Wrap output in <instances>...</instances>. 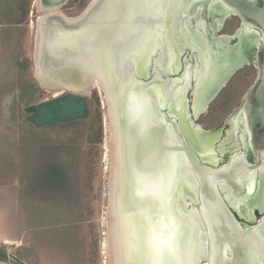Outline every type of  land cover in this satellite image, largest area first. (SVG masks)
Instances as JSON below:
<instances>
[{
	"label": "water",
	"instance_id": "water-1",
	"mask_svg": "<svg viewBox=\"0 0 264 264\" xmlns=\"http://www.w3.org/2000/svg\"><path fill=\"white\" fill-rule=\"evenodd\" d=\"M200 2L207 9L218 6L217 3L229 5L234 14L241 19L242 28L236 32L239 42L234 49L240 56L254 36L248 27L256 28L260 32L257 52L258 77L244 96L236 113V118L242 112L245 113L251 146L257 154V163L249 165L248 172L245 173L233 167L215 170L206 166L204 161L209 159L203 156L204 143H211L212 139L215 141L218 132L206 130L200 125L194 128L190 118L188 92L193 89L192 107L197 116L195 109L197 95H202L205 101H210L218 92L226 80L220 81L221 76L218 73L222 68L221 64L228 60L226 49L222 60L218 59V67L209 73L208 67L212 60L205 54L213 52L219 55L222 49L210 46V51L206 48L204 50L197 25L190 33L182 30L185 26L190 27L187 21L189 15L183 12L182 18L178 19L180 13L184 8L192 9ZM97 11L104 13V20L107 22L104 42L101 44L97 36L89 43L94 46V53L100 56L98 62L109 74L108 79L104 77L103 85L110 94L114 115L116 173L113 205L115 234L120 243L119 256L122 264H172L168 260V251L171 242L170 230L176 221L177 223L179 221V238L175 241L176 245L171 243V246H176L172 253L176 255L178 264H201L203 261V264H264V221L258 224L257 227L260 229L257 232H253L249 237H243L234 210L228 206L227 196L222 195L226 190L222 181L231 183L232 178L233 180L238 178L241 185L244 181L253 183L256 173H259L256 170L264 166V0H98L89 10L87 17L94 16ZM134 16L151 18L149 19L153 30L151 41L154 46L157 44L159 49L164 47L161 24L164 27L169 24L173 28V44L181 43L177 55L190 49L192 53L195 51L198 53L200 60L199 71L197 63L195 65L197 70L193 72L185 67L181 75H178L180 67L176 69L173 67L170 73L177 74L178 77L169 76L165 81L169 85L168 102L175 103L178 98L184 100L183 109H177L175 104L169 105V117L186 115L189 125L182 121V125H176V130L173 131L175 138L179 135L184 143L183 147L178 148L180 152L173 151L171 145L173 132H168L169 147L165 160L169 167L167 170L163 168L159 171L158 176L155 175L156 178L152 172L162 167L161 155H158L156 150L162 149V146H155L154 141L156 136L161 135L159 118L167 117L161 110V94L154 87L153 81L139 79L134 74H119L114 70L118 66L114 64L113 56L110 57L111 53H118L117 63L122 69L128 61H132V53L129 52L130 56L127 58L122 47L130 45L132 37L129 38L125 27L133 24ZM194 16L192 14L191 18L194 19ZM51 18V16L47 18V29L43 33V39L38 37L41 51H45L47 47L51 33L48 29ZM140 22L144 23V19ZM114 27L119 31L117 37L106 30ZM125 34L127 35L124 38ZM81 36L79 34L76 47L72 45L73 40L69 36L59 43L58 40H53L52 52L56 58L61 61L63 59L61 63L63 66L66 64L65 58L73 54L72 49L77 55L75 60L68 62L72 64L82 60ZM215 36H218L217 32ZM223 40L228 43V35H224ZM113 41L114 44H119L118 49L114 51L113 46L112 49L109 47ZM98 43L102 45L100 50L96 48ZM89 55L91 56V51ZM92 61L96 63V60ZM40 65L41 69H44V72L42 70L44 76L47 77L49 70L43 64ZM234 65L230 69L234 70ZM60 69L58 76L65 79L63 70ZM139 76L147 77L145 74ZM179 83L183 85L176 89ZM170 86L172 88L169 90ZM83 93L68 91L51 99L27 104L23 108L25 124L33 130L89 117L93 108L89 105L88 96ZM153 95L158 98L155 99ZM179 158L181 164L173 167V162ZM245 163L250 164L246 159ZM233 165H236L235 162ZM259 176L264 182V170H260ZM192 203L198 204V207L191 206ZM173 217L176 219L173 220ZM189 224L191 231L189 230L186 235V227L188 229ZM189 236L192 239L191 244L200 249V254L195 258H191L188 253ZM209 254L210 260L207 263ZM10 258L17 257L10 254ZM19 261L24 263L22 259Z\"/></svg>",
	"mask_w": 264,
	"mask_h": 264
},
{
	"label": "flooded vegetation",
	"instance_id": "flooded-vegetation-1",
	"mask_svg": "<svg viewBox=\"0 0 264 264\" xmlns=\"http://www.w3.org/2000/svg\"><path fill=\"white\" fill-rule=\"evenodd\" d=\"M28 1L31 4L30 9L31 6L33 8L37 7V0H24V2H22L21 4L22 17ZM45 1L58 4L59 9L62 12L56 14L59 16V18L58 16H51L52 18L50 21V26L48 28L50 29L51 33L47 42V47L46 49L43 47L45 51H41L40 49V52L42 53L39 54V56L42 57L41 64L46 66V68L49 70V81L47 82L45 80L46 76L36 81L32 80L31 76L21 74L19 72L20 68L23 71L31 68V70L33 71L34 68H32L31 66L35 67V62L29 64V60L27 59H18L15 62V68H17L18 72H15V76L8 78V80H6V82L1 85L0 96H2V99L0 98V101L3 102L4 99H6V94L9 93L10 103L5 106L0 105V115L3 120L4 118H6V120H9L10 125L13 126L21 134L26 157V167L29 170V179L31 185L33 186L34 192L46 195V197L52 198L54 200H64L71 203H80L78 199V179L77 175L75 174L76 172L74 170V163L77 158L76 154L79 153V151L81 152V149L80 147H78L77 138L74 137H76L75 135H77L84 129V120L91 119V121H93L95 119L94 115L98 109V106L95 110H91V113L87 118L60 123L55 126H45L44 128L40 129L35 128L33 130L29 129V127L25 124V113L23 108L29 103H38L43 100L57 97L62 93L68 91L78 93L87 91V93L84 92L83 94H86L88 96V99L90 101L89 105L91 108H93V104H95L96 101V87L98 85L93 84L94 89L91 91L92 96L90 97L89 93L92 85H88V76H85L88 74L87 69L84 74L85 77L83 76V74H81L79 69H73L68 75V78L64 79L62 77H59L58 70L59 68L63 67V64H61L63 62V59L61 61L54 56L52 52L54 44L53 40L56 39L59 43V41H62L69 36L72 37V45L76 47L78 36L79 34L82 35L80 38L82 60H84L86 56L90 57L92 60H96V63L99 65V68L101 70L100 77L97 70L92 69V67L88 68H90L91 72H93L102 81V83H104V77L108 79L109 74L98 62L100 56L99 54L94 53L95 48L93 45H90L89 42H92V39L98 36V41H101V44H103L107 22L104 20V13L101 11H97L94 15L95 17L91 16L90 18H88L86 16L88 15L89 10L93 7L89 6L88 8V5L84 7L83 3L86 0ZM186 2L188 1H185V3ZM217 4L222 5L221 3ZM219 5H215L207 9L203 5V3L200 2L199 5H195L194 7H192V9L188 7L184 8V11L180 13L178 18H182V15L184 14L183 12L189 15L187 21L189 22V24L192 23V26H185L187 27V29L183 27L182 30L190 33L191 30L194 29L195 25H197L200 32L199 35L201 36L200 40L203 42L202 47L204 48V50L206 48V50L210 51V46H213L215 49H222V53L219 55L210 52L209 54H205V56H208L209 58L214 60L219 59L221 61V57L225 55V51L226 49H228V60L221 64L222 68L218 73L221 76L220 81H222L223 79L226 80L220 87L218 92L210 99V101H205V98L203 97V103L201 109L197 111V116H195V112L192 107L194 105V99L191 95L193 89L188 92V103L190 105L191 113L190 118L192 120V125L194 128L197 125H200L206 130H212L220 134L219 138L217 140L215 139L212 144L210 142L204 143L205 147L203 149V156L210 160L204 161V164L209 168L211 167L215 170L229 169L233 167L235 170L245 173L248 172L249 165L252 166L257 163V154L251 146L245 113L242 112L238 118H236V113L244 96L250 90L258 77L259 70L257 63V52L259 49L260 38L258 36L260 35V32L256 28L248 27V30H250L254 36L245 46L244 50L241 52L242 56H240L234 51V49L239 42V38L238 36H236V32L242 28L243 23L238 15L234 14L232 7L226 4H223L222 6ZM79 7H84V9L81 10L80 13H78ZM192 14L195 15L194 19L191 18ZM65 15L68 18L77 19L78 17H81V19H79L78 21L66 22L63 20V18H61ZM39 16L40 14L36 15L37 18H39ZM143 19L144 23L140 22ZM149 19L151 20L150 17L146 19L140 16H134L133 24L125 27L126 31H134V40H132L133 42H130V46L128 45L130 47L129 49H131L132 45L135 44L134 41L142 40V38L146 39V41L144 40L143 44H140L142 45L145 53V64L142 65L141 68H145V70L141 72V69L136 64V62L134 65H130V67H125V71L128 75L134 74L139 79L142 78L145 81H153L154 87L160 92L162 97L161 103L163 106L161 105V103L160 106L162 112L165 113L167 117L165 118L161 116L159 118V131L161 135L160 137L156 136V141H154L155 146H162V149L156 150L158 151V155H161L160 163L162 166L160 170L154 169L155 171L152 172L154 177L156 178L159 171H161L163 168L167 170L169 167L168 162L165 160L168 154L167 148L169 147L168 132H173L174 129L176 130V125H182V121H185V124L189 125V121L186 115L184 117H169V105L175 104L177 109H179L184 107V100L182 98H178L175 103H173L172 101L168 102L167 99L169 97V85L165 83V81L168 80L169 76L175 78L178 77V75H181L185 67L188 70L191 69L194 72L195 70H197V68H195L196 63L200 66V60L198 53L196 51L192 53L190 49H187L181 55H175L172 44H170L166 39L165 42H162V45L164 46L161 48L162 50L156 46L157 44L154 46L151 41L153 33L152 23L149 21ZM24 23L25 20L18 23H13L12 25L18 27L20 25H23ZM163 27L164 26L161 25L162 31L165 28ZM227 27L228 32L226 31ZM117 29L118 28L114 27L111 30H106L110 31L113 36L117 37L119 33ZM215 32H217L218 36H215ZM129 33L130 32H128V34ZM162 34H164V31L162 32ZM224 35H228V43H225V41L223 40ZM206 40H208V42ZM55 44L57 45V43ZM101 44L98 43L96 48L100 50L102 48ZM113 44L114 41L110 44L109 47L112 49L113 46L114 48L112 50H117L119 44ZM226 45H228V47ZM122 48L124 51H126L124 47ZM163 48L165 50H163ZM89 51H91L92 57L89 55ZM74 52L75 51L72 49L73 54L68 55L67 58H65L66 64H69L68 61L70 60H75V56L77 55V53ZM129 52L132 51L129 50L128 52H125L127 58L128 56H130ZM153 52L155 53L153 54ZM140 53L142 54V50H140ZM174 55L176 58L173 57ZM111 56H113L114 64L118 66V68L114 70L119 73L121 68L117 63L118 53L113 52L110 54V57ZM135 57L133 56V59H136ZM171 64L175 69L180 67L181 71L178 75L171 74V69L168 70V67L172 66ZM233 64H235L234 70L230 69ZM199 70L200 67H198V71ZM142 74L147 75V77L139 76ZM192 83L194 84L195 82L192 81ZM182 85V83H179L175 88L177 89ZM48 88H50L51 90V95L46 96L44 94L50 91L48 90ZM171 88L172 86L169 87V89ZM234 92H236L235 95ZM153 97L155 99L158 98V96L155 95H153ZM236 97H238V100H234ZM221 109L224 113L230 109L228 116L221 122H219L221 119L214 121V113H216V111H220ZM223 112L221 113L222 116L224 114ZM201 116H205V119L199 121ZM210 123H220V125L217 128L213 129L208 127ZM87 129L88 128H86V130ZM172 137L173 139L171 140V145H173V151L180 152L178 148L180 146H184L182 138L179 135L177 138H175L174 132ZM207 143H209L210 149H207ZM250 155H252V157H250ZM245 159L246 161L250 162V164L245 163ZM180 160L181 159L179 158L175 162H173V167H178L181 164ZM233 162H235L236 165H233ZM261 169L264 170V166ZM261 169H257L256 171L260 173ZM259 173H256L255 181L253 183H249L250 181H244L241 185L238 178H235L234 180L232 178L231 183H228V181H222V183H225L224 186L226 187V190L225 192H222V195L227 196L228 206H230V208L234 210L233 211L231 209L237 218V225H239L240 233L243 237H249L253 232H257V230L260 229V227H257L258 224L264 221V182L259 176ZM152 182L154 183V181ZM198 199L200 200L199 197ZM191 206L197 208L198 204L192 203ZM209 260L210 254L209 259L206 260V262L209 263ZM203 263L204 261L201 262V264Z\"/></svg>",
	"mask_w": 264,
	"mask_h": 264
},
{
	"label": "rangeland",
	"instance_id": "rangeland-1",
	"mask_svg": "<svg viewBox=\"0 0 264 264\" xmlns=\"http://www.w3.org/2000/svg\"><path fill=\"white\" fill-rule=\"evenodd\" d=\"M93 0H86L83 3V6L91 4ZM24 0H3L2 4V13L0 15V70L5 65V74L18 72L17 68H15V61L17 58H21L23 60H29V64L35 62V67L32 71L31 68L23 71L21 68L19 72L23 75L31 76L32 80H40L42 78L40 75V71L38 69L37 57V44H38V27H39V18L43 15L42 10H40L37 5L36 8L31 6L28 19L22 17V9L21 4ZM39 4H43L46 6H51L48 2L44 0H39ZM33 5V2H32ZM42 7V6H41ZM84 7H79L78 13L84 9ZM34 9V12H33ZM37 9V11H36ZM86 11V10H85ZM40 14L39 18L36 15ZM23 21L25 23L18 27L11 25L12 21ZM233 25V24H232ZM228 32V27L226 29ZM163 32V31H162ZM162 40H167L173 46L174 54H177V51L180 50L181 43L173 44V28L171 25H167L164 28V34H162ZM40 63L42 62V57L39 58ZM212 61L209 64L208 72H212L218 67V59ZM41 66V65H40ZM14 73V74H16ZM35 76V77H33ZM49 76L45 78V80L49 81ZM8 77V76H7ZM5 77V78H7ZM4 78V79H5ZM6 80L3 81L5 83ZM90 83V81L88 82ZM94 85L91 86V90L89 96H92L91 91L94 89ZM96 91L99 94L100 99V109L102 112V124H103V135L101 141H96L97 137V127L99 126V122L91 121V119L84 120V129L80 131L77 135H75L78 141V147H80L81 152L77 153V158L74 163L75 174L77 175V183H78V194L80 204L83 205L85 214L90 220V224L92 226V242L93 244H97V263L98 264H110V252L108 247V221L110 218V192H111V181L113 178V161H114V149H113V141H112V118L109 110V103L106 101V92L102 91L99 86L96 87ZM50 90V88H48ZM104 92V93H102ZM236 92H234V95ZM46 96L51 95V90L44 94ZM96 98V97H95ZM234 100H238L236 97ZM93 110L98 106L97 100L95 104H93ZM98 108V107H97ZM223 109V108H222ZM216 111L213 115V120H224L230 112V109L227 112H223V110ZM226 109V108H225ZM224 113L223 116L221 113ZM205 115V113H204ZM222 116V118H221ZM205 119V116H201L199 121ZM219 124L210 123L208 127L217 128ZM86 128H88L86 130ZM94 128V129H92ZM91 129V132H90ZM109 129V130H108ZM115 131V130H114ZM90 132V133H89ZM116 149V147H115ZM208 149V148H207ZM89 152L94 154V157H91V172L85 170L84 167L85 156ZM85 153V154H84ZM10 174L6 171V167L0 164V182L5 183L10 180ZM91 176V185H87L88 180ZM87 178V180H86ZM24 216H29V211L25 208L23 210ZM24 218V217H23ZM25 228H28L30 225V220L27 219V222L24 221ZM191 225L189 224V228L186 227V235L189 230L191 231ZM34 232L32 233V238H34ZM87 233L84 234V231L81 229L80 235L78 236L77 244L82 243V238H86ZM179 238V221L176 224L173 222V228L170 230V239L169 242V251H168V260L172 264L177 263V257L174 255L173 250L176 249V246H171V243L176 245L175 241ZM34 241V240H33ZM81 242V243H80ZM192 239L191 236L188 237V253L190 257L195 258L200 254V249L191 244ZM39 245V262L41 264H65L68 261H72L73 264H83V260L75 257L68 253L65 248L58 245L55 242H43ZM73 258V259H72ZM82 261V262H81ZM88 261V260H87ZM192 261V260H191Z\"/></svg>",
	"mask_w": 264,
	"mask_h": 264
},
{
	"label": "crops",
	"instance_id": "crops-1",
	"mask_svg": "<svg viewBox=\"0 0 264 264\" xmlns=\"http://www.w3.org/2000/svg\"><path fill=\"white\" fill-rule=\"evenodd\" d=\"M2 4L3 0H0V15ZM4 69L5 65L0 70V91L3 81L15 76V72L6 75ZM6 95V99L0 101L1 106L10 103L9 93ZM0 164L10 174L8 182H0V264H41L38 244L46 241L55 242L66 250L69 248L70 256L80 258L83 264H98L97 244L92 242V226L83 205L54 200L34 192L21 134L1 115ZM25 208L29 211L27 218L23 213ZM27 219L30 225L25 228L24 221L27 222ZM81 229L87 235L82 238L81 244H77ZM33 231L34 238L30 236ZM10 254L17 258H10ZM21 259L24 263L19 261Z\"/></svg>",
	"mask_w": 264,
	"mask_h": 264
},
{
	"label": "bare ground",
	"instance_id": "bare-ground-1",
	"mask_svg": "<svg viewBox=\"0 0 264 264\" xmlns=\"http://www.w3.org/2000/svg\"><path fill=\"white\" fill-rule=\"evenodd\" d=\"M97 1L98 0H93L89 6H94L97 3ZM46 2H48L51 6H46V5H43V4L40 5L39 4V0L36 1V3L39 6L40 10H42V12H43V15L39 18V27H38V37H39V39L41 38V40L43 39V33L47 29L46 28L47 27V24H46L47 18L50 17V16H58L56 14L59 13V12H61L60 9H59L58 4L51 3L49 1H46ZM58 18H59V16H58ZM61 18H63V20L66 21V22L67 21H78L79 19H81V17H78L77 19L68 18L66 15L63 16V17H61ZM190 24H191L190 25V27H191L192 26V23H190ZM161 25L163 26V24H161ZM127 32H130L128 35H129V38L132 37L131 42H133L132 40H134L133 39V37H134L133 36L134 31L133 30H127L126 33ZM126 35L127 34L124 35V38H125ZM144 40L146 41V39H144V38H142V40L134 41L135 44L132 45L131 49H129L130 48L129 46L131 45V43H130L129 46H127V45L124 46L126 52H128L129 50H131L132 51L131 53L136 55V57H135V55H133L136 59H133L131 57L132 58V61H128V63H126V66H124L123 69L122 68L120 69L119 74H121V75L127 74V72L125 71V67H130V65H134L136 62H137L136 64L141 69V72H143L145 70V68H141V66L145 64V61H144L145 60L144 59L145 53H144V50H143L142 45H140V44H143ZM128 42H130V41H128ZM140 50H142V54L140 53ZM40 53H41L40 52V45H39V42H38V44H37V57L38 58H36V59H38L37 62H38V69H39V71L41 73L40 76L41 77H44V74H43L44 69H41V67H40V59H39L40 58V56H39ZM154 53L155 52H153V54ZM138 57H140V58H138ZM173 57H175V55ZM173 57H172V61H173ZM88 67H92V69L97 70V72L99 74V77H100L101 70L99 68V65L97 63L93 62L92 59L90 57H88V56H86L84 58V60L75 61L72 64H70V63L69 64L68 63L65 64L60 69V71L63 70V73H64L65 78H68V75L71 73V71L73 69L74 70L79 69L80 72H81V74H83V76H84V74L86 72V69H87L88 74L85 75V76H88L87 77L88 78L87 81L88 82L90 81V83H88V85L89 84L90 85L96 84V85L99 86V88L102 91L105 90V92H106V99H107L106 101L109 103V110H110V114H111V118H112V122H113V118H114L113 108H112L111 98H110V94L108 92V89L103 85L102 81L93 72H91L90 68H88ZM172 67H173V65L171 67H168V70L169 69L172 70ZM146 68H147V66H146ZM42 70H43V72H42ZM56 84H58V83H56ZM87 88H89V87H87ZM102 93H104V92H102ZM202 97H203L202 95H199V94L197 95L196 103H195V109H196V111H198V110L201 109V106H202V103H203L202 102V99H203ZM114 127H115V125L113 123L112 124V127H111V130H112V141H113V149H114V161H113V178H112V181H111V188H110L111 189V192H110V212H109L110 218H109V221H108V233H109V237H108V240H109L108 241V247H109V252H110V264H122L123 261H121V258L119 256V254H120V243H119V240H117V236L115 234V222H114L115 213H114V205H113L114 204V195H115L114 185H115V173H116L115 172L116 171L115 170L116 169V158H115V143H116V140H115V131H114L115 128ZM219 135L220 134L217 133L216 138H215L216 140L219 138ZM212 143H213V139L211 140V144ZM207 148L210 149L209 143H207ZM175 219H176V217H173V220H175Z\"/></svg>",
	"mask_w": 264,
	"mask_h": 264
},
{
	"label": "trees",
	"instance_id": "trees-1",
	"mask_svg": "<svg viewBox=\"0 0 264 264\" xmlns=\"http://www.w3.org/2000/svg\"><path fill=\"white\" fill-rule=\"evenodd\" d=\"M30 2L28 1L27 2V4H26V6H25V9H24V12H23V18H25V19H28V16H29V12H30ZM18 22H20L19 20H15V21H12L11 22V24H13V23H18ZM95 97H96V100H97V103H98V109H97V111L95 112V121L97 122H99V126L97 127V137H96V139H95V142L96 141H101V139H102V135H103V124H102V112H101V109H100V99H99V94H98V92L96 91L95 92ZM91 157L93 158L94 157V154L92 153V152H89L88 154H86V156H85V162H84V167H86L85 168V170L86 171H88V168H89V173L91 172V167H90V163H91ZM86 180H87V178H86ZM88 184L87 185H89V187H90V185H91V176H90V178H89V180H88V182H87Z\"/></svg>",
	"mask_w": 264,
	"mask_h": 264
}]
</instances>
